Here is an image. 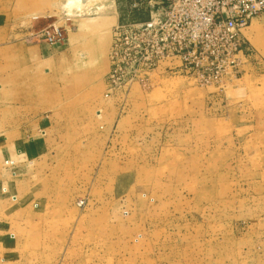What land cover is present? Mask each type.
I'll return each mask as SVG.
<instances>
[{
  "label": "rangeland",
  "instance_id": "rangeland-1",
  "mask_svg": "<svg viewBox=\"0 0 264 264\" xmlns=\"http://www.w3.org/2000/svg\"><path fill=\"white\" fill-rule=\"evenodd\" d=\"M135 1L0 5L14 32L55 22L66 43L81 15L148 20ZM244 34L242 71L220 84L164 65L115 73L109 50L103 81L59 99L74 111L63 144L27 163L20 200L0 184V264H264V15Z\"/></svg>",
  "mask_w": 264,
  "mask_h": 264
},
{
  "label": "crops",
  "instance_id": "crops-1",
  "mask_svg": "<svg viewBox=\"0 0 264 264\" xmlns=\"http://www.w3.org/2000/svg\"><path fill=\"white\" fill-rule=\"evenodd\" d=\"M110 18L81 15L66 43L50 45L30 38L34 25L14 32L11 11L0 5V184L9 201L20 200V183L27 185L20 178L30 176L27 163L43 161L63 144L74 111L55 108L59 99L82 96L107 75L115 26ZM72 73L71 89L60 91L61 80ZM11 160L14 167L7 164Z\"/></svg>",
  "mask_w": 264,
  "mask_h": 264
},
{
  "label": "built area",
  "instance_id": "built-area-1",
  "mask_svg": "<svg viewBox=\"0 0 264 264\" xmlns=\"http://www.w3.org/2000/svg\"><path fill=\"white\" fill-rule=\"evenodd\" d=\"M148 1L152 8L148 20L114 27L110 60L115 73L118 68L129 67L137 76L164 65L196 77H211L217 84L223 77H238L248 58L244 30L255 17L264 15V0ZM139 2L135 1L134 6ZM29 36L50 45H62L66 40L63 27L55 22ZM111 73L107 79L114 86L119 77ZM7 164L15 166L13 160Z\"/></svg>",
  "mask_w": 264,
  "mask_h": 264
},
{
  "label": "bare ground",
  "instance_id": "bare-ground-1",
  "mask_svg": "<svg viewBox=\"0 0 264 264\" xmlns=\"http://www.w3.org/2000/svg\"><path fill=\"white\" fill-rule=\"evenodd\" d=\"M81 3H82V0H69V2H67L66 6L67 7H72L73 5L80 6Z\"/></svg>",
  "mask_w": 264,
  "mask_h": 264
}]
</instances>
